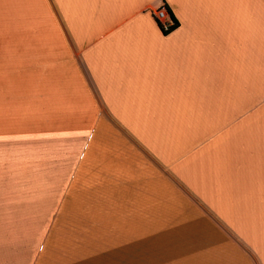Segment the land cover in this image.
Segmentation results:
<instances>
[{
    "label": "crops",
    "instance_id": "0c3cea01",
    "mask_svg": "<svg viewBox=\"0 0 264 264\" xmlns=\"http://www.w3.org/2000/svg\"><path fill=\"white\" fill-rule=\"evenodd\" d=\"M0 264H264V0H0Z\"/></svg>",
    "mask_w": 264,
    "mask_h": 264
},
{
    "label": "built area",
    "instance_id": "2783aa9c",
    "mask_svg": "<svg viewBox=\"0 0 264 264\" xmlns=\"http://www.w3.org/2000/svg\"><path fill=\"white\" fill-rule=\"evenodd\" d=\"M152 16L161 32H169L176 25V21L164 1H159L157 3L152 10Z\"/></svg>",
    "mask_w": 264,
    "mask_h": 264
}]
</instances>
